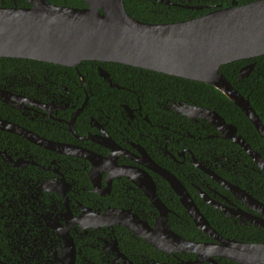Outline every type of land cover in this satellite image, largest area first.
<instances>
[{
  "label": "flooded vegetation",
  "instance_id": "obj_1",
  "mask_svg": "<svg viewBox=\"0 0 264 264\" xmlns=\"http://www.w3.org/2000/svg\"><path fill=\"white\" fill-rule=\"evenodd\" d=\"M255 1L146 0V8L183 11L180 22ZM19 3L31 6L0 0V7ZM85 62L96 65L83 74ZM101 64H23L0 77V264H241L228 257L232 250L264 244V201L241 184L248 176H233L249 164L195 144L221 136L201 119L190 120L196 134L180 123L177 110L198 105L171 89L158 93L150 82L141 97L134 81L129 88L121 82L124 72ZM17 127L78 147L94 162L31 143L12 132ZM151 161L183 184L209 228L196 226ZM153 186L165 217L147 195ZM164 220L190 245L170 239Z\"/></svg>",
  "mask_w": 264,
  "mask_h": 264
},
{
  "label": "water",
  "instance_id": "obj_2",
  "mask_svg": "<svg viewBox=\"0 0 264 264\" xmlns=\"http://www.w3.org/2000/svg\"><path fill=\"white\" fill-rule=\"evenodd\" d=\"M27 1L30 7H0V58L35 60L66 67H76L84 61L118 63L203 82L232 100L264 141V125L250 100L221 72L223 65L264 56V0L220 9L195 19L160 24L135 19L127 11L124 0H84L87 5L84 8L56 5L49 0ZM255 66L253 62L242 67L239 80L249 77ZM99 75L111 82L104 69L99 68ZM177 113L191 121L207 122L224 139L237 143L264 172L261 154L218 112L185 105ZM0 128L4 127L0 125ZM12 132L52 151L94 162L90 153L85 154L78 147L51 142L18 127ZM151 163V169L163 176L180 196L196 226L209 228L183 184L154 161ZM123 170V174L128 175L129 169ZM234 189L236 193L247 194L238 187ZM149 192V199L165 217L167 207L156 195L155 186ZM163 229L176 244L190 245L177 237L165 220ZM240 247L232 250L228 257L241 264H251L250 257H255L256 264H264V244Z\"/></svg>",
  "mask_w": 264,
  "mask_h": 264
},
{
  "label": "trees",
  "instance_id": "obj_3",
  "mask_svg": "<svg viewBox=\"0 0 264 264\" xmlns=\"http://www.w3.org/2000/svg\"><path fill=\"white\" fill-rule=\"evenodd\" d=\"M53 4L70 6L77 8L87 7L84 0H49ZM125 7L129 14L137 20L148 23H170L177 22L182 17L180 16L183 11L170 12L165 15L164 13H153L146 8L149 5L146 0H124ZM12 4L8 3L11 6ZM19 7H27L28 4L19 3ZM202 13V12H200ZM185 18L186 16L183 15ZM256 63L253 72L247 78L239 80L238 74L242 67L250 64ZM27 64L31 66H49V67H62L61 65L48 64L35 60L27 59H17V58H0V77H4L7 74L14 73L16 67L20 65ZM90 64L96 65V63L85 62L83 65L79 66L81 72L85 74L86 69ZM104 67L109 66L112 70L114 68L116 72L122 71L125 74L121 82L125 87H132L134 81L135 89L140 92L141 97L148 95L147 83L150 82L152 87H155L158 93H163L166 89H171L173 96L177 94L183 99L188 100L189 103H195L196 105L204 108H210L218 112L229 124H234L238 129V134L241 135L247 143H249L252 148L259 152L264 158V141L260 136L259 132L249 120V118L242 112V110L236 106V104L230 100L223 92L216 89L215 87L198 81L188 80L181 77L171 76L163 73L153 72L149 70H144L140 68H134L131 66H126L118 63H105L101 64ZM221 72L225 75L228 81L236 88L244 97L250 100V103L255 110L256 114L259 116L260 120L264 125V56H260L254 59L239 60L226 65L221 66ZM148 74V78H145V74ZM96 75V73H94ZM140 76V77H138ZM97 77V76H96ZM137 78V79H136ZM116 81V79H114ZM145 81V83H143ZM171 86V87H170ZM109 90H114L113 88H108ZM128 94L127 90L123 91V97L128 100L126 96ZM180 123L190 126V132L195 133V125L192 124L190 120L184 116L177 117ZM210 126V125H209ZM210 133L217 135L219 132L212 126L209 128ZM220 135V133H219ZM203 144L204 146H211L215 148L218 153L234 154L239 156L244 162L249 164L247 167V172L242 173L239 170L235 171L234 177L242 179L244 176L249 177V181L242 180L241 184L245 186L247 184V189L249 192L254 194L260 200L264 201V172L259 168V166L254 162V160L235 142L229 139H224L221 136L210 140H203L201 142H195L196 145ZM213 149V148H212ZM248 173H250L248 175ZM252 180V183L249 182ZM175 199V197H174ZM173 199V200H174ZM177 201L174 200L172 205ZM174 208V206H171ZM190 226L193 228L192 222Z\"/></svg>",
  "mask_w": 264,
  "mask_h": 264
}]
</instances>
